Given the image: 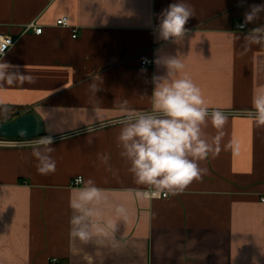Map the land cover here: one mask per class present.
<instances>
[{"label":"crops","instance_id":"obj_1","mask_svg":"<svg viewBox=\"0 0 264 264\" xmlns=\"http://www.w3.org/2000/svg\"><path fill=\"white\" fill-rule=\"evenodd\" d=\"M174 2L0 0V35L15 40L0 59L15 74L13 83L0 80V123L37 114L56 161L55 172L41 175L31 147L0 146V264H264V126L247 115L264 87V47L245 51L238 38L249 6L264 0H184L195 13L186 34L163 40L160 13ZM65 16L76 38L56 25ZM32 22L42 34L27 29ZM261 23L264 13L243 31ZM148 58L153 65L143 66ZM172 58L183 60L182 74L210 110L229 118L219 152L199 161L201 179L183 192L145 198L147 186L119 155L113 122L122 99L150 110L152 78L166 76L164 61ZM205 131L209 140L216 135L210 120ZM77 178L82 184L74 186ZM89 180L101 190L95 207L105 231L85 243L71 221Z\"/></svg>","mask_w":264,"mask_h":264},{"label":"clouds","instance_id":"obj_2","mask_svg":"<svg viewBox=\"0 0 264 264\" xmlns=\"http://www.w3.org/2000/svg\"><path fill=\"white\" fill-rule=\"evenodd\" d=\"M262 13L264 3L249 6L244 14V22L239 26L243 35L238 38L242 40L245 51L252 45L264 47V23L243 31L247 25H255ZM194 15V9L184 0L169 4L160 13V38H176L178 41L186 34L185 25ZM12 46L10 38L7 41L0 38V57ZM164 63L168 69L166 76L152 78L150 110L137 111L129 106L128 99H122L118 105L120 117L113 122L119 125V155L130 165L128 171L135 182L147 186L148 191L141 194L145 198L183 192L194 180L201 179L205 169L199 166V161L219 152L223 129L229 118L224 111L210 110L200 88L190 77L182 74L184 63L181 58L168 59ZM9 67L0 61V80L13 83L15 74L8 72ZM88 90L96 95L98 84L91 82ZM247 115L257 126H264V87L254 93L252 108L247 110ZM209 120L216 130L211 140L205 131ZM99 126L103 128L108 124L101 123ZM88 131L95 129L89 128ZM18 135L26 136V130H18ZM88 142L91 144L92 140ZM53 143L51 136H42L22 145L31 147L32 155L37 160V171L41 175L56 170V161L51 156ZM225 147L232 148L234 145L229 143ZM99 159L107 165L110 157L101 154ZM78 192L73 207L81 214L75 216L71 223L74 226L73 235L86 243L93 235L105 231L98 223L102 212L95 207L101 200V190L89 180ZM115 212L123 215L125 209L117 207Z\"/></svg>","mask_w":264,"mask_h":264},{"label":"water","instance_id":"obj_3","mask_svg":"<svg viewBox=\"0 0 264 264\" xmlns=\"http://www.w3.org/2000/svg\"><path fill=\"white\" fill-rule=\"evenodd\" d=\"M20 129L26 130V136L18 135ZM44 135L43 121L33 112H27L0 123V139L34 140Z\"/></svg>","mask_w":264,"mask_h":264},{"label":"built area","instance_id":"obj_4","mask_svg":"<svg viewBox=\"0 0 264 264\" xmlns=\"http://www.w3.org/2000/svg\"><path fill=\"white\" fill-rule=\"evenodd\" d=\"M56 25L64 27V28H70L72 30L73 38L77 37L78 28L74 27L72 25L71 20H70L69 17L65 16V17L59 18L56 21ZM27 29H33L36 34H42V32H43L42 26L36 25L34 22L28 24ZM0 38H2L4 41H7V39L10 38L11 39V44L13 46L15 45V40L11 36L0 35ZM12 47H9V49L6 50L4 56L11 50ZM3 57H0V59L3 58ZM142 65L150 67V66L153 65V61H152V59H149V58L145 59V60L142 61ZM35 140H37V139H34V140L0 139V146H12V147H19L20 146V147H22V145L31 143L32 141H35ZM81 184H82V178H77V179H75L73 181V185L74 186H79ZM167 196H168V194H161L159 197H167ZM262 200L264 201V199H262ZM56 263H57V259L56 258L51 260V264H56Z\"/></svg>","mask_w":264,"mask_h":264}]
</instances>
